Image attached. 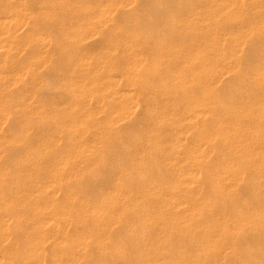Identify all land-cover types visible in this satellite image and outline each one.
<instances>
[{
	"label": "bare ground",
	"instance_id": "bare-ground-1",
	"mask_svg": "<svg viewBox=\"0 0 264 264\" xmlns=\"http://www.w3.org/2000/svg\"><path fill=\"white\" fill-rule=\"evenodd\" d=\"M132 2L66 60L52 6L0 0V264H264V0H210L192 52Z\"/></svg>",
	"mask_w": 264,
	"mask_h": 264
},
{
	"label": "rangeland",
	"instance_id": "rangeland-1",
	"mask_svg": "<svg viewBox=\"0 0 264 264\" xmlns=\"http://www.w3.org/2000/svg\"><path fill=\"white\" fill-rule=\"evenodd\" d=\"M23 1L26 7L29 6L27 9L33 10V15L37 18L44 10H50L51 6L53 7L54 43L49 52L52 51L55 56H65L64 59L67 60L73 56L72 53L81 56L98 55L108 42L107 34L111 31L113 22L107 23L104 30H101L99 26V18L102 14L100 6L104 0ZM209 2L210 0H152V7L149 5L146 8L142 0H133L127 7L128 12H119L118 15L124 18L130 15L134 24L138 21L143 23L137 29H141V32L146 33L148 37L155 38L150 40L154 43L153 46L171 45L177 50L184 48L192 52L190 39L192 38L195 42L198 35H201L194 29L201 26V23L196 24L198 22L196 14L207 7ZM254 13L257 17L255 11ZM96 30L99 31L95 34Z\"/></svg>",
	"mask_w": 264,
	"mask_h": 264
}]
</instances>
